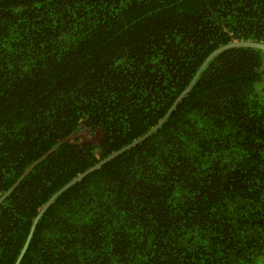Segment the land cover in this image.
<instances>
[{
  "label": "trees",
  "instance_id": "obj_1",
  "mask_svg": "<svg viewBox=\"0 0 264 264\" xmlns=\"http://www.w3.org/2000/svg\"><path fill=\"white\" fill-rule=\"evenodd\" d=\"M242 41L264 0H0V198L47 154L0 203V264ZM20 264H264V51L210 60Z\"/></svg>",
  "mask_w": 264,
  "mask_h": 264
},
{
  "label": "water",
  "instance_id": "obj_2",
  "mask_svg": "<svg viewBox=\"0 0 264 264\" xmlns=\"http://www.w3.org/2000/svg\"><path fill=\"white\" fill-rule=\"evenodd\" d=\"M235 47H246V48H256V49H260L262 51H264V44H258V43H253V42H232L229 43L225 46H222L218 49H216L215 51H213L203 62V64L201 65L200 69L198 70V72L196 73L195 77L193 78V80L191 81V83L187 86V88H185V90L176 98V100L174 101V103L171 105L170 109L168 110V112L166 113V115L149 131L147 132L144 136L140 137L139 139L135 140L134 142L128 144L127 146L119 149L118 151L110 154L109 156H107L106 158L100 160L97 164H95L94 166L90 167L89 169H87L85 172H83L82 174L76 176L75 178H73L70 182H68L66 185H64L58 192H56L47 202L46 204L41 208V210L39 211L38 215L36 216V218L34 219L32 226L30 228L29 234L27 236L26 242L19 254V256L17 257V260L14 264H20L23 255L25 253V251L27 250L29 241L32 237V233L34 231L35 225L37 223V221L39 220L40 216L44 213V211L50 206V204L54 201V199L56 197H58L63 191H65L66 189H68L71 185H73L74 183L78 182L79 180H81L82 178H84L85 176H87L88 174H90L91 172H93L94 170L98 169L99 167H101L102 165H104L105 163H107L108 161L112 160L113 158H115L116 156H118L119 154L123 153L124 151L128 150L129 148H131L132 146H134L135 144L141 142L143 139H145L147 136H149L150 134H152L154 131H156L162 124L163 122L169 117V115L171 114V112L173 111V109L177 106V104L180 102V100L185 96L186 93H188L193 85V83L195 82L196 78L198 77V75L201 73V71L207 66V64L209 63L210 60H212L216 55L230 49V48H235ZM47 155V154H46ZM46 155H44L43 157H45ZM43 157L40 158L43 159ZM40 160H38L37 162H39ZM35 162L34 165L37 163ZM32 165L19 179V181L12 187V189H14V187L27 175V173L30 171V169L34 166ZM9 190L7 192V194H5L3 197L0 198V203L4 200V198L12 191Z\"/></svg>",
  "mask_w": 264,
  "mask_h": 264
}]
</instances>
